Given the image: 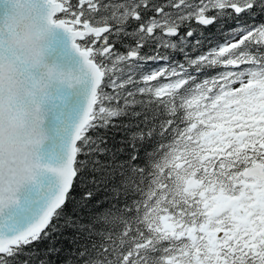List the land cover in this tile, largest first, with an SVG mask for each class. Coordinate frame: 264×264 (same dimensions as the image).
<instances>
[{"label":"snow or ice","instance_id":"obj_1","mask_svg":"<svg viewBox=\"0 0 264 264\" xmlns=\"http://www.w3.org/2000/svg\"><path fill=\"white\" fill-rule=\"evenodd\" d=\"M0 264H264V0H0Z\"/></svg>","mask_w":264,"mask_h":264}]
</instances>
